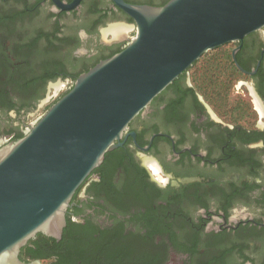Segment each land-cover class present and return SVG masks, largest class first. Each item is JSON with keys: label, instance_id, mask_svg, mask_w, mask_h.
Returning a JSON list of instances; mask_svg holds the SVG:
<instances>
[{"label": "flooded vegetation", "instance_id": "flooded-vegetation-1", "mask_svg": "<svg viewBox=\"0 0 264 264\" xmlns=\"http://www.w3.org/2000/svg\"><path fill=\"white\" fill-rule=\"evenodd\" d=\"M56 1L75 5L0 0V147L22 138L79 75L135 34L116 0ZM121 141L104 172L94 170L75 192L71 233L115 235L149 264H264V27L204 52Z\"/></svg>", "mask_w": 264, "mask_h": 264}, {"label": "water", "instance_id": "water-1", "mask_svg": "<svg viewBox=\"0 0 264 264\" xmlns=\"http://www.w3.org/2000/svg\"><path fill=\"white\" fill-rule=\"evenodd\" d=\"M116 2L135 26L124 50L79 75L22 138L0 147V264H39L21 249L38 234L61 239L75 192L122 145L129 123L204 52L264 27V0Z\"/></svg>", "mask_w": 264, "mask_h": 264}, {"label": "trees", "instance_id": "trees-1", "mask_svg": "<svg viewBox=\"0 0 264 264\" xmlns=\"http://www.w3.org/2000/svg\"><path fill=\"white\" fill-rule=\"evenodd\" d=\"M118 150L107 153L104 162L95 171L104 172L105 169H102L104 164L110 157L117 156ZM134 169L138 168L134 167ZM136 172L141 177V181L137 178L136 182H141L140 186L144 187L146 183L142 173L137 170ZM131 193L137 199L141 190L136 189ZM71 227V224L67 222L59 241L38 234L34 240L29 241L21 249L20 256L25 258V254H28L33 259L50 260L48 264H141L143 261V264H149L148 261L142 259L143 257H136L132 248L119 246L115 235L108 240L101 237L91 241L87 240L84 234L76 236L71 233Z\"/></svg>", "mask_w": 264, "mask_h": 264}, {"label": "rangeland", "instance_id": "rangeland-1", "mask_svg": "<svg viewBox=\"0 0 264 264\" xmlns=\"http://www.w3.org/2000/svg\"><path fill=\"white\" fill-rule=\"evenodd\" d=\"M65 84H66V83L63 82L61 85L64 87ZM53 85H54V84H52V85H50V86H53ZM50 86H49V87H50ZM62 86L59 87V88H61V90L63 89ZM49 89H51V88H49ZM52 91H53V90L51 89V92H50V94H49V96H48V97H49L48 99H51ZM56 93L58 94L59 91L56 92ZM49 262H51V261H50V260H42L40 264H48Z\"/></svg>", "mask_w": 264, "mask_h": 264}, {"label": "bare ground", "instance_id": "bare-ground-1", "mask_svg": "<svg viewBox=\"0 0 264 264\" xmlns=\"http://www.w3.org/2000/svg\"><path fill=\"white\" fill-rule=\"evenodd\" d=\"M122 28H115V29H113V31H112V34L114 35V36H119L120 34H123L122 32V30H121Z\"/></svg>", "mask_w": 264, "mask_h": 264}]
</instances>
